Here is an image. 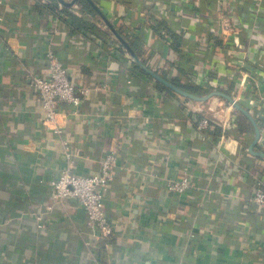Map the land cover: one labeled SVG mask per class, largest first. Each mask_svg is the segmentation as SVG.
Segmentation results:
<instances>
[{
    "label": "crops",
    "instance_id": "crops-1",
    "mask_svg": "<svg viewBox=\"0 0 264 264\" xmlns=\"http://www.w3.org/2000/svg\"><path fill=\"white\" fill-rule=\"evenodd\" d=\"M56 1L72 16L44 9L43 0H0V264H264V225L247 212L257 208L253 185L264 180V157L249 150L254 123L247 116L253 133L233 130L230 140L221 127L199 130L193 118L211 115L213 97L171 93L142 74L104 16L168 80L188 82L202 56L183 59L181 53L209 48L214 39L217 49L206 55L225 57L227 34L213 36L207 18L188 2L170 9L167 0H90L100 10L81 15L86 7L79 0L80 14ZM253 1L242 3L247 8ZM205 3L203 13L215 14V1ZM74 17L86 26L78 27ZM160 22L166 23L161 30ZM242 38L259 46L264 29H247ZM50 50L72 82L88 89L77 90L79 106H63L75 170L96 173L106 155L117 156L103 191L114 226L108 238L95 234L75 198L54 196L51 182L66 160L30 82L32 74L48 72ZM251 113L255 118L258 110ZM258 125L256 149L264 150V126ZM185 174L192 188L174 193L169 183Z\"/></svg>",
    "mask_w": 264,
    "mask_h": 264
},
{
    "label": "built area",
    "instance_id": "built-area-1",
    "mask_svg": "<svg viewBox=\"0 0 264 264\" xmlns=\"http://www.w3.org/2000/svg\"><path fill=\"white\" fill-rule=\"evenodd\" d=\"M167 1L171 5L170 9L178 4L188 2L197 8L199 16L207 18V22L204 24L213 30V36L221 34L220 31L227 34L223 48H221L225 52V57L219 55H213L211 58L206 57L207 52L214 53L217 49L215 39L209 48L198 46L191 50V54L202 56V64L200 69L188 73V82L203 87L212 84L227 89L228 79H234L239 86L232 91L231 95L236 102L243 104L249 111L258 110L260 115L258 123L264 126V115L260 112L264 105V92L262 93L261 89V82L264 83V69L259 66L264 57V47L249 46L242 38L245 30L264 22L263 0H254L246 9H239L244 5L242 0H234L232 3L228 0ZM208 1H215L217 4L215 14L205 15L203 13L204 2ZM43 2L48 3L50 0H43ZM70 8L72 12H76L78 5L75 3ZM164 13H167V10H164ZM47 58L48 72L45 75L32 74L30 82L43 110L46 128L57 135L60 151L66 160V165L61 173L51 182L54 196L60 201L69 197L75 198L86 209L89 224L95 234L108 238L112 235L114 226L105 209L103 191L108 189L114 177L117 156L113 152L106 155L101 160L99 172L77 173L74 167L77 152L64 129L63 106L65 104L79 106L81 98L77 94V90L88 92V89L78 88L72 82L68 68L53 50L48 52ZM198 110L203 112L204 107H200ZM208 110L211 115L194 116L193 120L196 122L197 128L213 131L215 128L221 127L226 133L223 138L227 140L233 138L231 131L237 130L239 126V110L234 103L222 102L213 98ZM169 186L174 193H185L192 188V178L189 174H185L181 179L171 181ZM251 200L257 205H264V180L257 182ZM88 245L90 246V242Z\"/></svg>",
    "mask_w": 264,
    "mask_h": 264
},
{
    "label": "trees",
    "instance_id": "trees-1",
    "mask_svg": "<svg viewBox=\"0 0 264 264\" xmlns=\"http://www.w3.org/2000/svg\"><path fill=\"white\" fill-rule=\"evenodd\" d=\"M79 2H82L85 7H86V12L89 14V13H95L97 14V9L95 8V6L91 3L90 0H79ZM205 3V2H204ZM206 4V3H205ZM212 3L210 2L209 5H211ZM44 5V9H48L50 10L51 12L55 13V14H64L65 12L68 14V15H71L72 14L70 13V11L68 10L69 8L68 7H63V9H60L59 6H58V3L56 0H50V2L48 3H45L43 4ZM239 9H246L245 6H242L241 8ZM202 10H203V7H202ZM73 21L78 25V27H84L86 26V21L84 19H81V18H77V17H74L73 18ZM166 26V23L164 22H160L158 24V28L159 30L163 29L164 27ZM257 28H263L264 29V22L262 23H259L257 26ZM118 32H120L127 40L128 42L130 43L131 47L133 48L135 42L134 40L131 41V38H129L127 36V34L121 30V29H117ZM212 35V34H211ZM224 43V42H223ZM253 43H255L253 41ZM256 43H260L258 44L259 46H263L264 45V40H259V41H256ZM263 43V45L261 44ZM135 47V46H134ZM264 47V46H263ZM135 49V48H134ZM191 52L189 51L188 54L186 53H181V58H191ZM139 56V54H138ZM141 56V55H140ZM139 56V57H140ZM212 55H209L206 57L207 58H211ZM146 65H147V59H144L142 60ZM260 67H262L264 69V57L261 59L260 61V64H259ZM138 67H139V70L142 74L144 75H148L149 77L152 78V75H150L149 73H147L139 64H138ZM183 68V66H182ZM184 69V68H183ZM162 75L164 78H166V76H164L163 74H160ZM176 86L184 89V90H187L189 92H192V93H195V94H199L201 95L202 92H207L209 89L213 88V87H216V86H213L212 84L211 85H208V86H197V85H194L190 82H182L180 79H177V78H174L171 80ZM159 82V85L161 88H163L164 90L168 91V92H171L173 93L174 90L172 88H170L169 86L163 84L162 82L158 81ZM228 83H229V86L227 89L225 88H220L221 90H226L227 93L231 94L232 91L234 90V85L232 84V82L230 83L229 80H228ZM259 112L258 113H255V118L257 119V121L260 120L259 118ZM238 122H239V128L236 130V134L239 135V136H243L245 134H251L253 133V130H252V124L248 121V118H247V115H245L244 113L240 112L239 115H238ZM264 151V150H263ZM256 182V179L253 181V184H255ZM252 184V185H253ZM256 184L253 185V188H255ZM256 209V210H255ZM250 216L252 217H255L257 219V222L260 224V225H264V221H262V215L264 214V205H257V208H254V207H251L248 211H247ZM262 221V222H261Z\"/></svg>",
    "mask_w": 264,
    "mask_h": 264
},
{
    "label": "water",
    "instance_id": "water-1",
    "mask_svg": "<svg viewBox=\"0 0 264 264\" xmlns=\"http://www.w3.org/2000/svg\"><path fill=\"white\" fill-rule=\"evenodd\" d=\"M59 2L65 6H72L74 5L77 0H59ZM98 10H100L97 7ZM104 16V14H103ZM104 18L106 19L108 25L110 26V28L113 30V32L116 34V36L119 38V40L122 42V44L130 51V53L132 54L134 60L150 75H152L153 77H155L157 80H159L160 82H162L163 84L169 86L170 88H172L173 90L177 91L180 94H183L184 96L194 99V100H200V101H205L208 100L214 96H221L226 98L228 101L234 103L235 107L242 113L246 114L254 123L255 125V138L253 140V142L250 144L249 146V150L250 152H252L255 155L258 156H262L264 157V151L263 150H259L256 149V145L260 139V134H261V130L260 127L256 121V119L254 118V116L252 115V113L241 103L236 102V100L233 98V96L229 93H227L226 91L223 90H213L207 94L204 95H199V94H195L192 92H189L187 90H184L178 86H176L172 81L164 78L162 75H160L159 73H157L156 71L150 69L141 59L140 57L136 54V52L133 50V48L131 47L130 43L128 42V40L120 33L118 32V30L116 29V27L107 20L106 16H104Z\"/></svg>",
    "mask_w": 264,
    "mask_h": 264
},
{
    "label": "rangeland",
    "instance_id": "rangeland-1",
    "mask_svg": "<svg viewBox=\"0 0 264 264\" xmlns=\"http://www.w3.org/2000/svg\"><path fill=\"white\" fill-rule=\"evenodd\" d=\"M76 12L79 13L80 10L77 9ZM80 13H81V15H82V14H84V15H85V14H88L86 11H84V12L81 11ZM80 13H79V14H80ZM161 73H162V72H161ZM161 73H160V74H161ZM166 78H167V77H166ZM167 79H168V78H167ZM169 80L171 81L172 79H169ZM216 89H217V90H221L220 87H213V88L209 89L207 92H202L201 95L207 94V93H209V92H211V91H213V90H216ZM222 90H223V89H222ZM223 91H226V90H223ZM213 98H216V99H218V101L220 100V101H222V102L225 100V99H224L223 97H221V96H214ZM224 102L229 103L228 100H226V101H224Z\"/></svg>",
    "mask_w": 264,
    "mask_h": 264
}]
</instances>
